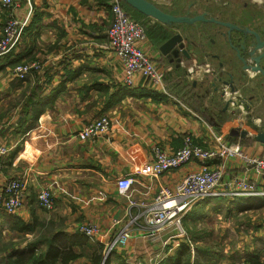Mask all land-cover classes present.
<instances>
[{
  "label": "crops",
  "instance_id": "crops-1",
  "mask_svg": "<svg viewBox=\"0 0 264 264\" xmlns=\"http://www.w3.org/2000/svg\"><path fill=\"white\" fill-rule=\"evenodd\" d=\"M148 1L175 16L194 17L207 12L225 22L263 29L264 0H240L235 8L233 0ZM18 2L19 7L13 9V14L22 21L30 7L27 0ZM113 2L30 0L31 16L20 43L10 53L0 56V142L8 148L7 154L0 157V212L4 200L2 190L11 179L25 182L24 206L15 215L25 222L35 217L39 192L49 188L55 203V216L62 228L60 244L75 240L77 229L87 223L101 227L107 238L116 233L119 226L114 223L125 218L128 205L127 198L118 191L119 178L127 175L136 178L139 182L134 186L136 198L151 202L162 187H174L188 173L199 170L200 164L192 161L176 171L153 178L154 146L172 153L190 136L197 145L214 149L216 138L222 136L229 144H239L249 157L264 158V142L257 139L264 133V94L257 91L264 78L255 79L253 93L248 89L245 94H232L224 88L225 81H229L225 73L219 74L220 82H214L207 68L201 67L204 47L201 33L205 24L166 26L147 17L154 40L147 35V40L139 47L164 72L166 88L162 91L143 77H137L133 86H126L123 65L109 48ZM11 12L0 0V37ZM164 33L169 35L162 39ZM177 33L187 44L189 40L197 44L196 48L188 46L195 55L191 60L182 58L180 65L159 52L162 42ZM233 36L238 44V35ZM212 51L223 59L230 58L225 57L220 43ZM228 55L233 52L229 50ZM27 63H35L38 68L25 80H19L13 69ZM189 68L196 69L195 73H189ZM35 92L40 98L27 108L28 99ZM252 97L253 105L249 101ZM241 99L245 100V105ZM106 116L112 125L99 138L92 141L77 138L76 134L84 126ZM233 128L248 134L245 138L236 137L230 134ZM208 166L210 169L223 167L226 181L234 176L248 175L259 190L264 191L260 174L255 169L247 170L237 159L225 162L214 159ZM251 199L264 201V197L212 198L196 204L183 216L181 228L185 234L178 237L177 242L191 245L192 261L226 264L224 260H231V256L219 254L217 246L211 248L209 256L204 254L202 250L209 246L207 237L210 234L202 231L190 236L187 221L197 222V213L201 212L203 217V211L211 204L224 201L232 202L237 212H246L250 209L246 203ZM173 234L170 230L163 232L154 242L148 238L137 239L116 254L125 258L134 252L143 253L141 261L145 262L146 252L164 253L163 242ZM238 235L245 239L244 243L253 241L254 237L264 239L263 234L243 237L239 232ZM244 243L235 249L237 256L247 253L239 264H245L252 256H264V249L252 252L253 243L240 251ZM201 247L196 254V249ZM176 252L167 254L163 262L174 258Z\"/></svg>",
  "mask_w": 264,
  "mask_h": 264
},
{
  "label": "built area",
  "instance_id": "built-area-1",
  "mask_svg": "<svg viewBox=\"0 0 264 264\" xmlns=\"http://www.w3.org/2000/svg\"><path fill=\"white\" fill-rule=\"evenodd\" d=\"M27 3L30 10L26 18L21 21L13 14V9L19 7L18 0H3V5L12 12L8 16L0 37V56L10 53L20 43L31 16L30 0H27ZM112 13L113 22L108 31L109 48L123 65L126 86H133L137 77H143L152 86L165 91L164 72L139 47L140 43L147 40L145 27L127 14L120 0H114ZM37 68L35 63L20 64L13 69V74L19 80H25L32 70ZM199 68L201 67L197 69ZM195 71L194 68L188 70L191 74ZM111 125L112 121L109 117H102L84 126L76 136L81 141H92L99 138L100 134ZM216 141L217 146L214 149H205L197 145L192 137L187 136L184 138L182 147L172 153L154 146L152 148L154 159L151 166L153 178L176 171L192 161L200 164L199 170L188 173L174 187H162L151 202L136 198L134 186L139 183L136 178L130 175L119 178L118 191L127 198L128 205L125 218L114 223L119 226L116 233L107 238L106 234H103V229L92 223L83 224L78 228V232L89 242L103 245V260H106L114 252L127 249L132 241L148 238L154 242L161 233L170 230L174 234L163 242L164 253L146 252L145 262L136 260L135 252L125 255V260L131 264H161L167 254L172 253L179 246L176 241L178 237L185 234L181 228L182 218L196 204L212 198L264 197V191L259 190L257 183L251 181L248 175L234 176L226 181L223 167L210 169L208 166V162L214 159L222 162L237 159L247 170L255 169L264 182V158L249 157L239 144H229L223 140L222 136L217 137ZM7 152V146L0 142V157L5 156ZM2 193L4 200L1 211L16 215L24 206L25 182L20 179H11L4 185ZM38 204L47 211L55 208L49 188H43L39 192ZM103 238H105L104 242ZM173 240L174 242L170 243Z\"/></svg>",
  "mask_w": 264,
  "mask_h": 264
},
{
  "label": "rangeland",
  "instance_id": "rangeland-1",
  "mask_svg": "<svg viewBox=\"0 0 264 264\" xmlns=\"http://www.w3.org/2000/svg\"><path fill=\"white\" fill-rule=\"evenodd\" d=\"M171 29L172 33H174V28ZM216 204L217 203L211 204V206L208 207L206 211H203V217L201 212H199L200 214L197 213V216H199L197 218V222H194L193 220L187 221L190 236H194L202 231L204 233L206 232L208 235L210 234V236L207 237L209 246H215L213 245L215 243L219 248V254L231 256V260H224L227 262L226 264H239L240 261H243L241 259H243L247 253L245 252L239 254L238 256L236 255L238 254V252L236 253L235 250L237 245L241 242H245V239H240L238 233L241 232L243 237L245 235L254 237L255 234L264 235V201L262 199L248 200L246 204L250 205V209L245 210L246 212H237V209L233 208L232 202L224 201L223 204ZM37 209L38 210L34 213V215L38 217L41 227L38 226L34 233H21L15 229H12V227L9 226V223L0 217V228L2 229L0 230V264H11L9 259L10 256H14L16 254L14 252L15 250H28L31 248V246H33V244L40 240L42 234L46 235L47 233H51L60 228L57 226V224L61 225V223L59 222V219L56 218L57 216H55L57 214L54 212L55 208H53V210L47 211L42 209L40 206H37ZM31 220L32 219L29 221ZM51 224L54 225L52 228ZM43 225L45 228L42 227ZM77 230L75 229V231ZM247 242L248 243L241 244L242 246L240 245V251H242V248H247L250 244L252 246V243L254 245L251 247L253 248V253L257 251L259 253L258 248L264 249V239L261 237H254L253 241L250 239ZM89 243L91 245L86 246L83 249L76 248L78 252L84 253V255L78 261H75L71 264H88L90 261L88 260L89 256L87 255H89L95 249L101 254V264H125L123 260L124 257L115 253L110 255L108 259L103 260L104 246H98L99 243ZM178 244L179 246L173 250V254L178 248H180L181 243ZM38 248L44 249V247L41 246ZM39 252L40 251L37 250V253ZM232 252H234V254ZM124 254L125 253H122V255ZM142 254L143 253H136L135 259L141 261V259L144 257ZM131 261L134 262L135 260L131 259ZM144 261H146V259Z\"/></svg>",
  "mask_w": 264,
  "mask_h": 264
},
{
  "label": "trees",
  "instance_id": "trees-1",
  "mask_svg": "<svg viewBox=\"0 0 264 264\" xmlns=\"http://www.w3.org/2000/svg\"><path fill=\"white\" fill-rule=\"evenodd\" d=\"M120 3L127 12V14L133 20L142 24L146 29L147 35L151 39H153V32L151 31V28H149L146 22L148 18L133 9L132 7L128 6L123 0H120ZM163 35L164 36L162 37V39H165L169 34L164 33ZM37 91H39V89ZM39 98L40 95L38 93L35 92V94H31L27 102V108H30L32 105H34ZM0 217L2 219H5V221L9 223V226L12 227V229H15L21 233H34L38 226L41 227L37 216L33 217L30 222H25L22 218L18 216L9 215L4 212H0ZM53 226L54 225L51 224V228ZM57 226L60 227L58 230H55L51 233H47L46 235L42 234L40 240L33 244L30 249L15 250L14 252L16 254L14 256H10L9 262L11 264H71L82 258L84 253L78 252L76 248L83 249L84 247L91 245L89 241L77 231L74 234V237H76L75 240L68 243L60 244L58 240H60L59 237L61 234L59 232L62 231V228L58 224ZM42 227L45 228L44 225ZM0 230L2 229L0 228ZM213 245H215V247L217 246V244ZM39 246L44 247V249H39ZM98 246L101 247L103 245L99 244ZM212 247L213 246H207V248H203L202 251L204 252V254L209 256L211 254ZM200 249H202V247L199 249L197 248L195 253L198 254V250L200 252ZM37 250H39L40 252L37 253ZM191 251V245L188 243H184L180 245V248L175 253L174 258L167 262H162L161 264H200L198 260L196 262L192 261ZM114 253L116 254L117 251ZM87 256H89L88 260L90 261L88 264H101L102 257L98 250L95 249ZM123 260L125 264H131L128 263L125 258H123ZM245 264H264V256H252L248 260H246Z\"/></svg>",
  "mask_w": 264,
  "mask_h": 264
},
{
  "label": "flooded vegetation",
  "instance_id": "flooded-vegetation-1",
  "mask_svg": "<svg viewBox=\"0 0 264 264\" xmlns=\"http://www.w3.org/2000/svg\"><path fill=\"white\" fill-rule=\"evenodd\" d=\"M228 4L229 2L226 5ZM232 4H233L232 6L234 7L235 4L237 5L240 4V0H233ZM252 6H257V5L252 4ZM241 8L243 7L241 6ZM202 14L205 16L206 20H210L211 18H214L220 23L215 24V23H210L208 21L202 22L205 25H203L204 29L201 33V38H202L201 43L204 44V47L201 49V56H202L201 57L202 61L200 62L201 67L203 66L204 68H207V73L213 76L214 82L215 81L220 82V78H222L219 75L220 73L222 74L225 73L228 76L229 81H230V77H232L231 83H228L229 85L226 84L224 87V88L227 87L228 90H230L232 94L233 93L234 94H245V92L248 89L250 90V92L252 91L253 93L254 88L252 87V84H254L255 79H258L261 77L264 78V77L260 73H257V74L253 73L251 70L246 71V72L242 71L241 69L243 68V64L240 59L242 60L246 59L248 61L250 59L248 57V52L249 50H251L253 45L257 44V42L261 46L262 44L264 45V37H263L264 20H263V25H262L263 29L261 28V30H259L256 28H251L249 26L247 27L246 25H242V24L237 25L231 22H225L221 20L219 16L213 15V14L209 15L207 12L206 13L204 12ZM221 23L232 24L234 28L229 29L223 26ZM209 25L214 26L217 29L214 30L213 27H210V28L207 27ZM234 34L238 35L237 37L238 44L237 43L235 44L234 42V39H233ZM256 35L258 36L260 41L257 40ZM219 43L220 45H222V50L225 51V57L229 56L230 57L229 59H223L222 57H220L219 55H217L215 52L212 51L214 47H218ZM190 45L193 48L197 47V44L195 43L194 40L188 41V46ZM229 50L233 52V55H228ZM188 52H189V58H186V57L184 58L187 60H191L195 54L192 52V49L191 50L188 49ZM205 61H211L212 64L209 65ZM245 66L246 65H244V67ZM229 73H232V74L229 75ZM250 73H252L254 77L251 76L252 77L251 78L249 75ZM259 86H262L259 90V93L264 94V82H260ZM239 98L241 97L239 96ZM241 103H242V99H241ZM249 107H251V105L248 106V108Z\"/></svg>",
  "mask_w": 264,
  "mask_h": 264
},
{
  "label": "water",
  "instance_id": "water-1",
  "mask_svg": "<svg viewBox=\"0 0 264 264\" xmlns=\"http://www.w3.org/2000/svg\"><path fill=\"white\" fill-rule=\"evenodd\" d=\"M123 1L128 6L132 7L133 9L143 14L144 16L148 18H152L158 23L162 25H166V26H172V25H177V24H193L195 22H206V21L210 23H215V24L220 23L214 18H211L210 20H206L203 14H200L194 17L175 16V15L169 14L161 10L158 6H156L154 3L148 0H123ZM221 24L229 29L234 28V26L229 23H221ZM256 37H257V40L260 41L257 35ZM187 48H188V44L186 43L184 37L180 33H177V34H173L168 39H166L164 42H162V44L159 46V52L164 57H171V61L176 60L177 63L180 65L182 58L184 57L189 58V52ZM248 57L250 58L248 61L246 59H243V60L240 59L243 64V68L241 70L244 72L251 70L253 73L255 74L260 73L264 77V45L262 44L261 46L257 42V44L253 45L251 50H249ZM244 65L246 66L244 67ZM231 74L232 73H229V75ZM231 81H232V77H230L229 82L225 81V85L228 83H231ZM261 87L262 86H259V88L257 89L258 92ZM253 98L254 97L250 98L249 100L251 105H253L252 104ZM244 101L245 100H242L243 105H245ZM227 104H229V102ZM230 134L236 137L245 138L248 132L242 131L239 128H233L230 131ZM257 139L261 142H264V133L259 134Z\"/></svg>",
  "mask_w": 264,
  "mask_h": 264
}]
</instances>
